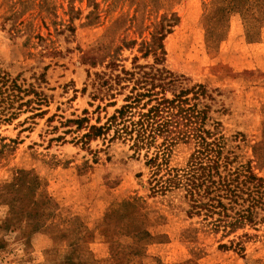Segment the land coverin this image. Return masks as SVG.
<instances>
[{"label": "rangeland", "instance_id": "obj_1", "mask_svg": "<svg viewBox=\"0 0 264 264\" xmlns=\"http://www.w3.org/2000/svg\"><path fill=\"white\" fill-rule=\"evenodd\" d=\"M160 32L164 55L144 56ZM103 59L114 74L141 66L150 74L126 77L159 94L164 71L203 85L206 127L219 123L233 169L249 162L264 179V0H0V264H264V210L254 226L209 231L180 193L150 192L144 160L108 141L114 129L78 142L129 90L114 106L91 98L106 70L89 63ZM191 152L177 145L168 165ZM191 162L207 172L204 156ZM223 176L202 183L203 202L233 198Z\"/></svg>", "mask_w": 264, "mask_h": 264}, {"label": "trees", "instance_id": "obj_2", "mask_svg": "<svg viewBox=\"0 0 264 264\" xmlns=\"http://www.w3.org/2000/svg\"><path fill=\"white\" fill-rule=\"evenodd\" d=\"M163 32L168 33V30ZM163 32L157 37L158 44L153 42L142 44L144 56L152 54L155 60H159V55H164ZM89 51L96 50L91 48ZM89 64L91 67L103 66L106 70L94 73L96 79L93 82L95 89L91 95L93 100H106L104 107L114 106L116 105L114 99L121 94L120 91L125 88L129 90L123 97V103L114 109L103 124L97 120L95 124H87L84 127L85 132L78 138V142L86 144L107 136L114 129L115 132L108 141H120L128 147L130 157L144 160V165L150 173L148 184L152 194L164 195L175 191L180 193L188 203V216L202 215L206 224L203 223L208 230L221 231L223 236L246 225L256 224L257 209L264 210V179L253 172L249 162L233 169L232 164L236 156L229 158L230 150H226L225 137L219 130V123L214 122L211 129L206 127L208 107L202 108V100L208 95L203 85L186 87L181 76L164 71L159 94L153 90L152 84L142 79L144 76L133 81L126 77L137 74L149 75L150 73L143 71L141 66L134 65L136 72L120 68L119 72L114 74L116 67H119L114 60L103 59ZM112 75L116 76L112 78ZM117 75H125L124 79L132 82V85L128 87L129 83L126 86L118 84V81L115 82V78L119 77ZM87 76L89 77V73ZM147 85L151 86L146 87ZM168 89L173 90L171 97L166 96ZM34 95L39 94L34 92ZM36 101L42 102L39 98ZM97 108L100 106L97 105ZM43 113L38 111L33 115ZM179 144H190L192 152L183 168H172L168 165V159L174 147ZM201 156L209 161L207 172L195 175L191 160ZM222 173L225 184L233 192V198L226 203L218 197H210L203 202L199 192L202 183L210 176ZM2 187L13 190L14 184ZM245 202L248 204L244 205ZM235 206L238 209L234 210ZM214 214L217 217H214ZM261 219L264 218L259 220Z\"/></svg>", "mask_w": 264, "mask_h": 264}, {"label": "crops", "instance_id": "obj_3", "mask_svg": "<svg viewBox=\"0 0 264 264\" xmlns=\"http://www.w3.org/2000/svg\"><path fill=\"white\" fill-rule=\"evenodd\" d=\"M95 250L98 251L97 254L94 253L96 252ZM92 251L94 253L95 258H102L103 256H105V248L101 244H97L96 249H92Z\"/></svg>", "mask_w": 264, "mask_h": 264}]
</instances>
